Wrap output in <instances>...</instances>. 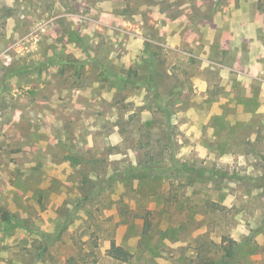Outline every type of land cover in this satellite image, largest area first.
Listing matches in <instances>:
<instances>
[{"label":"rangeland","instance_id":"1","mask_svg":"<svg viewBox=\"0 0 264 264\" xmlns=\"http://www.w3.org/2000/svg\"><path fill=\"white\" fill-rule=\"evenodd\" d=\"M166 2L167 25L190 8L207 33L224 3L264 16V0H0V264H264V73L241 86L215 45L213 63L167 46Z\"/></svg>","mask_w":264,"mask_h":264},{"label":"crops","instance_id":"2","mask_svg":"<svg viewBox=\"0 0 264 264\" xmlns=\"http://www.w3.org/2000/svg\"><path fill=\"white\" fill-rule=\"evenodd\" d=\"M114 1L119 4V1L122 0ZM129 1L132 3L133 0ZM203 1V4L200 3L197 7L201 8V5L207 3L205 1L208 0ZM246 4H242L241 6L245 7ZM155 5L154 10L158 12L154 16L155 27L159 30L162 39L166 37L167 46L173 47L176 43L180 42L179 39H183V43L190 45L189 48L194 56L205 62L213 63L210 59L209 52L212 49V45H215L216 49L220 51L221 54H224V52L227 53L224 62L220 63V71L233 70L241 86L245 85L243 81L245 77L260 79V72L262 74L264 73V16H260L261 13L259 14L257 12V14L255 13L248 16L246 12H238L235 4L231 3L228 5L224 3L222 4V10L220 12L224 22L210 24L207 33V31H204V28L206 29V27H204L205 25H203V23H205L204 19L199 20V25H197L196 28H194V26L190 27L188 23L194 18H191L193 11L190 8L185 10L184 15L186 21H189L186 22L184 20V22H181V16L183 15H180L177 17L176 27H174L169 24L167 25V23L172 21L171 19L174 20L169 12L173 9L175 4L172 2L170 6L166 2L165 6H162V3H156ZM102 7V15H112L102 16L104 21H110L111 18L113 21L121 20L119 10L116 11L114 8L110 10L106 9L104 6ZM255 8L257 9V7ZM99 19H101V17ZM174 38H176V40ZM254 45L260 47L259 53L254 52ZM203 66L205 67L206 64Z\"/></svg>","mask_w":264,"mask_h":264},{"label":"trees","instance_id":"3","mask_svg":"<svg viewBox=\"0 0 264 264\" xmlns=\"http://www.w3.org/2000/svg\"><path fill=\"white\" fill-rule=\"evenodd\" d=\"M150 225H151V221L149 218L146 217L144 219V224H143L144 233H147L149 231ZM236 245H238L236 240L232 238H228V242H226L224 246V251H225L224 257L225 258H231L234 256L237 250ZM109 252L111 256H113L114 258L119 259V260H124V261H127L131 256L128 250H126L124 247L120 245H117L115 242H112V246L109 249Z\"/></svg>","mask_w":264,"mask_h":264}]
</instances>
